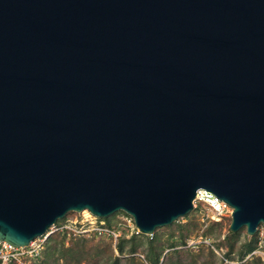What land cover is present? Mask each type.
<instances>
[{
    "label": "water",
    "instance_id": "obj_1",
    "mask_svg": "<svg viewBox=\"0 0 264 264\" xmlns=\"http://www.w3.org/2000/svg\"><path fill=\"white\" fill-rule=\"evenodd\" d=\"M196 188L264 226V0H0V239L151 234Z\"/></svg>",
    "mask_w": 264,
    "mask_h": 264
},
{
    "label": "rangeland",
    "instance_id": "obj_2",
    "mask_svg": "<svg viewBox=\"0 0 264 264\" xmlns=\"http://www.w3.org/2000/svg\"><path fill=\"white\" fill-rule=\"evenodd\" d=\"M82 210L67 211L63 216L66 219L79 220L85 215ZM122 212L117 210L101 219L107 224H115ZM204 214L205 210L201 205L195 203L187 213L173 220L184 224L180 230L175 225L167 226V224L154 227L149 246L145 237L130 232L128 227L120 228V234L115 240L63 231V246L71 244L74 247L71 241L79 237L84 243L82 252L79 254H71L70 251L60 254L58 250L55 253L50 252L53 241L61 236V233H57L52 235L55 239H50L46 243L38 258L32 260L31 264H152L149 261L150 252L158 256L157 262L153 264H264V260L258 254L248 255L251 249L242 253L238 247L251 235L254 236L255 247L258 240L256 231L246 235L244 227H239L235 239H229L232 248L227 252L228 257H224L228 247L226 228L229 218L212 221ZM145 235L150 237V234ZM179 235L183 237V243L177 242ZM131 236L134 240L138 238L141 240V243L136 244L132 251H130V241L127 239ZM118 242H121L120 252H117L115 247ZM260 249L264 253V237Z\"/></svg>",
    "mask_w": 264,
    "mask_h": 264
},
{
    "label": "built area",
    "instance_id": "obj_3",
    "mask_svg": "<svg viewBox=\"0 0 264 264\" xmlns=\"http://www.w3.org/2000/svg\"><path fill=\"white\" fill-rule=\"evenodd\" d=\"M191 202L192 207H194L195 203L200 204L205 210V217L209 220L219 221L229 218L230 207L208 190L196 188ZM127 227L130 232L134 234L138 233L130 215L124 212H122L120 219L115 224H107L103 219L89 212H86L79 220L66 219L63 216L48 225L41 234L31 238L25 245H11L5 240L0 239V264H31V261L39 256L44 246L46 236L54 231L65 230L67 233L92 235L97 238L115 240L120 234L119 229H125ZM255 231L258 240L256 246L248 252V255L258 254L264 260V253L260 249L261 241L264 237V226L259 223Z\"/></svg>",
    "mask_w": 264,
    "mask_h": 264
},
{
    "label": "trees",
    "instance_id": "obj_4",
    "mask_svg": "<svg viewBox=\"0 0 264 264\" xmlns=\"http://www.w3.org/2000/svg\"><path fill=\"white\" fill-rule=\"evenodd\" d=\"M171 225H175L177 229H181L184 224H180L178 222H174V221H171L169 224H167V226H171ZM63 231L65 232V230H60V231H54V232H51L49 233L46 238H45V241H44V246L46 245V243L50 240V239H55L52 235H57V233H61L60 237L58 240H54L52 245L50 246V252L53 251V253L56 252V250H58V252L61 254V253H64L65 251H70L71 254H79L80 252H82V250L84 249V243H83V239L81 240L79 237H76L73 241H71L72 245H74V247L71 246V244L69 246H63V240H62V236H63ZM226 232H227V249H226V253L223 255L224 257H228L227 255V252H229L232 248V243L229 242V239L233 240L235 239L236 235H237V230L234 231V232H229L226 228ZM256 233V232H255ZM136 235H139L141 237H145V241L147 242L148 246L150 245V242H151V236L153 235V232L150 234V237H147L148 235H145V234H141V233H137ZM129 241H130V251L133 250L134 246L136 244H139L141 243V240L138 238L136 240H134V238L131 236V237H128L127 238ZM178 243H183L184 240H183V237L179 235V240H177ZM43 246V248H44ZM116 251L117 252H120L122 250L121 248V242H118L116 245ZM241 250V252L245 253L246 251H249L250 249H252L254 247V236L251 235L249 236L245 241H243L239 246H238ZM42 248V250H43ZM69 249V250H67ZM241 253V254H242ZM40 255V254H39ZM60 257V256H58ZM115 257V256H114ZM113 257V258H114ZM38 258V257H37ZM157 258L158 256L156 254H154L153 252L151 253L150 252V258H149V261L153 264V263H156L157 262ZM116 259V258H114ZM6 264H11V263H6Z\"/></svg>",
    "mask_w": 264,
    "mask_h": 264
},
{
    "label": "bare ground",
    "instance_id": "obj_5",
    "mask_svg": "<svg viewBox=\"0 0 264 264\" xmlns=\"http://www.w3.org/2000/svg\"><path fill=\"white\" fill-rule=\"evenodd\" d=\"M82 212L86 213V211H85V210H82Z\"/></svg>",
    "mask_w": 264,
    "mask_h": 264
}]
</instances>
